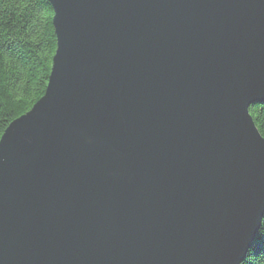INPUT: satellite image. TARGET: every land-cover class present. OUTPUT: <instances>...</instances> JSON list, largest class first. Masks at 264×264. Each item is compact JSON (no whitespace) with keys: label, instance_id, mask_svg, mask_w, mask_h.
I'll return each mask as SVG.
<instances>
[{"label":"water","instance_id":"1","mask_svg":"<svg viewBox=\"0 0 264 264\" xmlns=\"http://www.w3.org/2000/svg\"><path fill=\"white\" fill-rule=\"evenodd\" d=\"M47 1L45 93L0 140V264H241L264 0Z\"/></svg>","mask_w":264,"mask_h":264},{"label":"trees","instance_id":"2","mask_svg":"<svg viewBox=\"0 0 264 264\" xmlns=\"http://www.w3.org/2000/svg\"><path fill=\"white\" fill-rule=\"evenodd\" d=\"M53 18L47 0H0V140L45 93L57 49ZM249 110L264 137V102ZM241 264H264V217Z\"/></svg>","mask_w":264,"mask_h":264}]
</instances>
